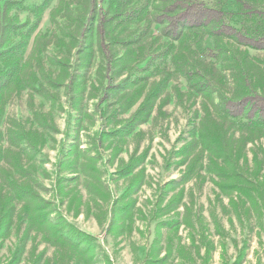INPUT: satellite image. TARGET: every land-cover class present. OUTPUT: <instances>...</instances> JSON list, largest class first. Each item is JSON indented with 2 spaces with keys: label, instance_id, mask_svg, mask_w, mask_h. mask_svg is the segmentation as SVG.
<instances>
[{
  "label": "rangeland",
  "instance_id": "rangeland-1",
  "mask_svg": "<svg viewBox=\"0 0 264 264\" xmlns=\"http://www.w3.org/2000/svg\"><path fill=\"white\" fill-rule=\"evenodd\" d=\"M203 1L264 34V16ZM166 5L50 0L31 36L7 41L22 44L0 88V264H264V127L222 108L264 94V49L209 26L167 37ZM16 184L39 197L19 200Z\"/></svg>",
  "mask_w": 264,
  "mask_h": 264
},
{
  "label": "trees",
  "instance_id": "trees-1",
  "mask_svg": "<svg viewBox=\"0 0 264 264\" xmlns=\"http://www.w3.org/2000/svg\"><path fill=\"white\" fill-rule=\"evenodd\" d=\"M97 1L108 3L109 0H89L90 11L95 12ZM167 5L162 13L156 15L155 22L164 24L162 32L170 38L179 36L182 28L194 29L202 27H211L213 35H223L233 39L236 43L242 44L254 49H264V34L250 35L241 32L234 26L224 21L225 9L208 4L203 0H166ZM235 5L245 14H256L264 16V12L252 7L245 0H233ZM50 0H43L39 4L25 5L18 0H4L0 5V88L6 87V80L14 74L15 67L5 64L4 59H8L10 54L16 53L17 46L22 44V40L10 44L7 42L11 36L19 35L18 31L26 28L22 36H31L33 30L38 26L41 15L49 7ZM14 8L16 11L28 12L35 20L29 24L28 21L14 23L9 17V11ZM100 9V16L97 24V38L99 50L105 59L106 76L111 72V62L113 55L106 43V26L108 23L106 9ZM222 108L225 114L232 119H245L248 125H260L264 127V94L251 92L240 98L227 99L222 101ZM22 175V171H20ZM17 180H15V183ZM14 186V184L12 185ZM17 193L19 200L38 198L37 192L30 188L23 189L17 184L12 187ZM31 207V203L28 205Z\"/></svg>",
  "mask_w": 264,
  "mask_h": 264
}]
</instances>
